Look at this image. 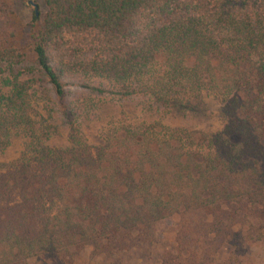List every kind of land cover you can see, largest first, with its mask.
<instances>
[{"label":"trees","instance_id":"16d2710c","mask_svg":"<svg viewBox=\"0 0 264 264\" xmlns=\"http://www.w3.org/2000/svg\"><path fill=\"white\" fill-rule=\"evenodd\" d=\"M42 1L24 52L0 0V151L12 130L29 138V151L0 168V264L86 246L108 256L141 249L158 221L182 214L199 216L205 251L228 248L220 264H257L248 246L264 245V0ZM24 57L53 92L65 148L46 146V128L27 114L26 81L12 69ZM72 86L179 114L205 108L209 92L220 127L152 129L121 117L88 150L65 100Z\"/></svg>","mask_w":264,"mask_h":264},{"label":"rangeland","instance_id":"374dc122","mask_svg":"<svg viewBox=\"0 0 264 264\" xmlns=\"http://www.w3.org/2000/svg\"><path fill=\"white\" fill-rule=\"evenodd\" d=\"M11 10L12 21L18 26L16 43L21 51L28 52L31 47L30 29L33 23L40 22L46 7L42 0H31L36 6V20H32L33 6L26 0H4ZM18 61L12 67L18 79L26 81L27 114L34 123L41 124L47 130L43 142L46 146L62 149L69 145L67 126L57 112V105L50 86L42 82L34 72L28 58H16ZM29 68L32 70H29ZM0 75H5L7 69L0 67ZM3 69V70H2ZM95 81L97 78L94 79ZM99 81V79L97 80ZM0 89L5 87L0 84ZM205 108L191 113H168L161 106L147 97H134L131 100H119L113 96H102L88 93L84 88L76 86L66 89V102L78 113V130L80 141L88 150L101 145L108 129L115 126L122 117L124 123L141 127L157 129L158 124L169 128L215 130L220 127L217 116L219 100L212 93H203ZM29 138L20 130H12L7 146L0 151V168L15 164L23 152H28ZM202 221L206 216L200 217ZM198 215H175L158 221L154 225V234L147 245L141 249L124 252L93 255L91 247L86 246L74 255L59 253H44L25 259L18 264H195L206 263L212 259V264H220L226 257L228 248L221 246L212 253L204 250L201 229H196L194 220ZM195 225V226H194ZM251 263L264 264V245L248 246Z\"/></svg>","mask_w":264,"mask_h":264},{"label":"water","instance_id":"95a60500","mask_svg":"<svg viewBox=\"0 0 264 264\" xmlns=\"http://www.w3.org/2000/svg\"><path fill=\"white\" fill-rule=\"evenodd\" d=\"M27 3L31 4L33 6V14L35 15V17L37 16V9L35 4L33 3V1L28 0Z\"/></svg>","mask_w":264,"mask_h":264}]
</instances>
